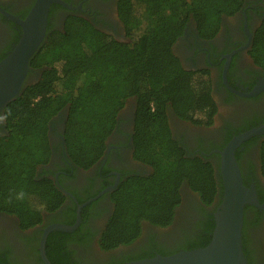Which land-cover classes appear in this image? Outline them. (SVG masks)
<instances>
[{
    "label": "trees",
    "instance_id": "1",
    "mask_svg": "<svg viewBox=\"0 0 264 264\" xmlns=\"http://www.w3.org/2000/svg\"><path fill=\"white\" fill-rule=\"evenodd\" d=\"M178 2L184 13L179 18ZM242 5L243 0H120L118 10L128 41H120L76 15L67 17L59 38L51 36L49 23L47 44L30 61L31 69L45 68L40 79L30 85L24 83L21 94L4 110L0 212L16 216L21 229L26 230L42 223L44 211H54L65 202L67 196L56 181L46 176V171L38 172L50 160V127L60 111L69 107L65 138L70 160L89 169L105 154L118 116L132 97L137 101L134 154L150 164L153 172L131 175L114 191L115 211L98 239L100 248L110 251L133 243L144 222L171 224L181 202L180 188L186 181L210 205L217 192L214 168L201 158L184 156L172 138L168 118L172 109L178 117L194 124H211L217 106L211 95L210 72L186 70L174 45L189 20L196 22L201 33L213 36L223 16L234 15ZM169 9L175 13H167ZM47 46L51 48L49 53L45 51ZM250 54L264 67V20L255 32ZM49 59L59 66L47 65ZM261 157L264 173V143ZM21 192L23 197L18 198ZM207 217L204 232L183 250L210 243L214 213H207ZM76 232L49 234L46 253L52 264H77L74 250L68 245L69 240L77 238L71 236ZM39 245L38 241L31 248L26 262L13 261L0 251V263L45 264ZM243 250L249 258L245 239ZM152 256H128L108 264Z\"/></svg>",
    "mask_w": 264,
    "mask_h": 264
},
{
    "label": "flooded vegetation",
    "instance_id": "2",
    "mask_svg": "<svg viewBox=\"0 0 264 264\" xmlns=\"http://www.w3.org/2000/svg\"><path fill=\"white\" fill-rule=\"evenodd\" d=\"M63 1L72 7L53 3L49 33L60 34L67 17L76 15L120 41L129 40L119 15L120 0ZM34 2L0 0V60L14 48L22 33L20 24L9 15L25 18ZM263 20L264 0H243L238 12L223 16L215 35H204L191 19L174 45L186 70L210 72L211 95L217 106L211 124H194L178 117L172 109L168 112L172 138L184 156L201 158L214 168L217 192L210 205L186 181L180 188L181 202L171 224L158 226L144 222L140 236L133 243L102 250L98 239L115 211L114 191L131 175L147 176L153 172L150 164L136 159L134 154L137 101L135 97L126 101L116 128L107 140L105 154L89 169L77 166L68 155L65 134L69 107H66L52 119V154L38 172L46 171L45 175L56 181L67 198L58 209L44 211L41 224L26 230L21 229L16 216L0 212V251L13 261L26 262L31 248L41 241L44 229L54 223L75 224L79 205L92 198L93 201L82 207L80 224L70 232H79L71 235L77 238L68 241L77 264H108L128 256L180 251L202 234L208 222L207 213H215L224 195L221 152L234 137L264 125V67L250 54L255 32ZM48 26L45 43L49 37ZM44 69L30 68L25 85L37 82ZM5 124L2 114L0 135L6 133ZM263 143L264 131L241 143L235 155L243 184L253 189L259 203L264 205ZM243 233L249 252L247 263L264 264V207L244 206Z\"/></svg>",
    "mask_w": 264,
    "mask_h": 264
},
{
    "label": "water",
    "instance_id": "3",
    "mask_svg": "<svg viewBox=\"0 0 264 264\" xmlns=\"http://www.w3.org/2000/svg\"><path fill=\"white\" fill-rule=\"evenodd\" d=\"M53 3L72 7L63 0H35L25 18L7 14L20 24L22 33L14 48L0 60V116L6 106L21 94L30 71V61L46 41L49 11ZM263 131L264 125L250 129L234 137L221 152L224 195L214 213L215 227L209 244L124 264H247L243 250L244 206L254 204L263 208L264 205L259 203L255 191L243 184L235 152L241 143ZM93 200L79 205L75 224L54 223L44 229L39 250L45 264H52L46 253L49 234L52 231H74L80 224L82 207Z\"/></svg>",
    "mask_w": 264,
    "mask_h": 264
},
{
    "label": "rangeland",
    "instance_id": "4",
    "mask_svg": "<svg viewBox=\"0 0 264 264\" xmlns=\"http://www.w3.org/2000/svg\"><path fill=\"white\" fill-rule=\"evenodd\" d=\"M178 5H179V7H178V10H176V16L179 18V17H183V15H184V13L182 12V9H181V3L180 2H178L177 3ZM171 7H173V2H172V4H171ZM167 13H175V12H171V10L169 9V11H167ZM52 35V37L54 38H59V34H57V33H51ZM44 44H47V43H44ZM50 50H51V48H50V46H47L46 48H45V51H46V53H49L50 52ZM47 65H53V66H59V64H57V62H56V60H54V59H49V61H48V63H47Z\"/></svg>",
    "mask_w": 264,
    "mask_h": 264
},
{
    "label": "clouds",
    "instance_id": "5",
    "mask_svg": "<svg viewBox=\"0 0 264 264\" xmlns=\"http://www.w3.org/2000/svg\"><path fill=\"white\" fill-rule=\"evenodd\" d=\"M17 197H18V198H22V197H23V193H22V192H21V193H18V194H17Z\"/></svg>",
    "mask_w": 264,
    "mask_h": 264
}]
</instances>
